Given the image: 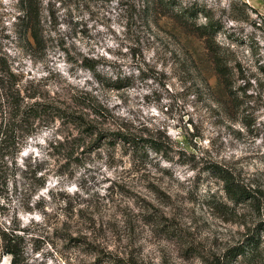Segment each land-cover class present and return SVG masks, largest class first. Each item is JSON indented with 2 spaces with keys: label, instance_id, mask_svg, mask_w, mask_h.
I'll use <instances>...</instances> for the list:
<instances>
[{
  "label": "rangeland",
  "instance_id": "obj_1",
  "mask_svg": "<svg viewBox=\"0 0 264 264\" xmlns=\"http://www.w3.org/2000/svg\"><path fill=\"white\" fill-rule=\"evenodd\" d=\"M120 1L37 0L33 39L15 34L18 0H0V53L22 86L52 101L89 98L105 108L113 129L159 148L134 151L95 137L77 146L74 131L58 121L41 123L18 147L1 145L0 236L19 237L20 264H210L264 223V206L229 201L210 171L228 169L264 198V0H239L253 10L247 18L236 0H180L197 16L188 24L158 22L178 45L176 64L146 34L135 43L137 26L125 28ZM205 14L219 22L214 40L228 65L240 63L253 75L246 96L238 93V108L198 29ZM139 47L148 66L143 75L131 62ZM185 57L195 67L190 76L182 73ZM85 59L95 61L94 70ZM64 205L75 221L66 239L58 231ZM261 240L256 264H264V232ZM10 259L0 241V264Z\"/></svg>",
  "mask_w": 264,
  "mask_h": 264
},
{
  "label": "trees",
  "instance_id": "obj_2",
  "mask_svg": "<svg viewBox=\"0 0 264 264\" xmlns=\"http://www.w3.org/2000/svg\"><path fill=\"white\" fill-rule=\"evenodd\" d=\"M36 1L37 0H18L17 12L15 17L17 22L15 34L18 38L29 35L31 38H36ZM238 3L244 9V17L247 18V12L253 10L244 2ZM121 7L122 15L126 22L125 28H130V25L136 24L137 36L134 40L138 44L140 35H147L149 43L155 44L164 53H169L170 58L174 63L179 62L180 51L177 43L174 41V36L160 30L158 22L161 18L167 17L174 20H182L188 24L191 19H194L197 14L192 12V8L182 6L180 0H122L118 2ZM231 14L229 16L232 22H237L238 18L235 14V9L229 6ZM233 9V10H232ZM208 21L205 26H200L203 34H205V44L209 54L212 57V63L215 73L221 79L227 97L231 104L238 108L242 105V100H239L238 93L241 97L246 96V90L250 79L253 75L248 74V70L240 63H236L230 67L227 60L224 59L220 47L214 40V34L217 32L219 22L214 21L207 14L204 16ZM161 34H164L162 36ZM177 46V47H176ZM131 62L134 63L135 70L139 75L145 74L142 66L145 64L143 50L141 47L131 49ZM95 61L93 59H85L84 67L89 70H94ZM182 73L185 76H190L191 68L194 70L193 61L185 57L183 61ZM148 67V66H147ZM263 71V67L258 68ZM133 73L124 77L126 87L132 85ZM117 79V82H120ZM236 81H242V86L234 87ZM116 82V83H117ZM195 85H193L194 87ZM115 89H120L123 84L114 86ZM199 92V88H196ZM60 122V125L67 126L74 131L75 136L73 141L84 145L87 139L95 137V141L107 143L115 146L118 143L127 145L131 150L138 151L141 148L148 147L153 151H158V144L154 141L137 140L133 135L129 134L126 129L119 126L113 129V122H110L106 116V110L103 106L93 104L89 98L81 96H70L67 100L52 101L47 100V97L32 85L22 86L18 74L14 70L9 56L0 53V146L8 142L12 143V147H18L21 141L29 137L32 132L41 125V123ZM65 148V158L70 160L74 154L73 147ZM8 147V145L2 146ZM66 147V146H65ZM1 150V148H0ZM212 175L223 182V190L227 199L233 203L248 202L258 211L264 206V198L259 189L254 188L249 182H242L236 178L228 169L218 165H212L210 168ZM43 184L36 186V189L41 188ZM36 190H33V193ZM30 211V208H27ZM65 213L62 214L65 220L59 223L58 231L64 239L69 237L71 226L75 224L72 219V209L66 205L62 208ZM264 232V223L248 229L242 238L234 245L228 247L222 255L215 258V261L210 264H256L262 256L261 233ZM19 237L13 232H2L0 236L2 255L10 256V264H20L19 258L21 251L18 244ZM81 243V242H77Z\"/></svg>",
  "mask_w": 264,
  "mask_h": 264
}]
</instances>
